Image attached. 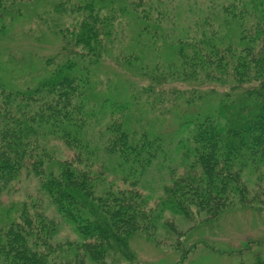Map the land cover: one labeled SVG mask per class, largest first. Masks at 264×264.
<instances>
[{
	"label": "trees",
	"instance_id": "trees-1",
	"mask_svg": "<svg viewBox=\"0 0 264 264\" xmlns=\"http://www.w3.org/2000/svg\"><path fill=\"white\" fill-rule=\"evenodd\" d=\"M26 17L55 41L32 48L33 71L2 45ZM149 112L159 128L175 120V135L149 127ZM157 162L170 184L153 207L142 180ZM23 174L37 191L7 204ZM255 206L264 0H0V264H139L132 239H151L167 212L208 225ZM61 223L74 239L57 240ZM249 247L238 264H264Z\"/></svg>",
	"mask_w": 264,
	"mask_h": 264
},
{
	"label": "rangeland",
	"instance_id": "rangeland-1",
	"mask_svg": "<svg viewBox=\"0 0 264 264\" xmlns=\"http://www.w3.org/2000/svg\"><path fill=\"white\" fill-rule=\"evenodd\" d=\"M201 1L206 3V0ZM19 23L14 38H4L2 45L6 50L8 49V54H11L12 57L7 56L11 59H16V57L25 59V56L28 55L29 63L26 68L33 71L35 68H32V66L35 61L32 60L30 51H33V47L35 49L40 47L41 49L49 50L55 42L54 37H51V33H49L51 31L45 30V27L41 23L38 24L34 17H26ZM31 27L42 33L43 38L41 40H32L26 35ZM14 52L17 54L15 57ZM29 55H31L30 58ZM22 74L25 75V72ZM32 75L33 73H30L29 76ZM19 76L17 75L16 77ZM31 79L29 77L20 81L19 84L30 83ZM138 112L139 110L135 109L134 115ZM149 114L153 117H149V121H151L149 127L154 128L155 131L161 130L169 136L175 135L178 129V124L175 120H171V117H168L161 128H159L158 124L161 121L157 119V116H152L154 112H149ZM176 158L173 155L171 157L172 164L175 167L179 164V159ZM182 172V170H178V174H182ZM244 178L247 181L253 180L249 173H246ZM169 184V170L161 162H157L142 180L143 192L151 198V206H155L159 197L163 196V188ZM12 188L14 193H6V196H4L7 204L12 201L22 200L27 195H33L37 191L38 183L34 177L23 174ZM47 212L50 215H55V211L51 206ZM198 218V220L194 218L193 221H187L180 216H174V214L167 212L164 215V220L159 224L157 232L151 239L145 235L134 237L131 241V248L135 252L139 264H181L180 257L182 253L186 254V259L182 264H238L241 259L240 255L246 256V248L249 246H251L249 247L251 252H258L264 256V209L256 206L239 207L230 213L223 214L215 223L211 222L208 225L202 223L201 216H198ZM165 221L173 223L178 231L182 233L180 240L167 230L164 226ZM210 225L216 226L211 228ZM75 237L70 226L65 223L60 224V234L57 236V240L63 241L67 238L74 239ZM259 244H262L261 248L258 247ZM176 245L180 247L178 250ZM195 246L198 247L194 248ZM206 246L210 251L204 249Z\"/></svg>",
	"mask_w": 264,
	"mask_h": 264
}]
</instances>
